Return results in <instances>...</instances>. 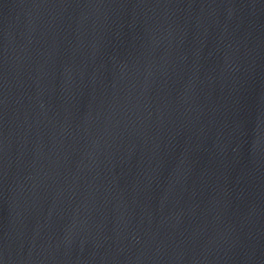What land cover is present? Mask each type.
Instances as JSON below:
<instances>
[{"label":"water","instance_id":"water-1","mask_svg":"<svg viewBox=\"0 0 264 264\" xmlns=\"http://www.w3.org/2000/svg\"><path fill=\"white\" fill-rule=\"evenodd\" d=\"M0 264H264V0H0Z\"/></svg>","mask_w":264,"mask_h":264}]
</instances>
